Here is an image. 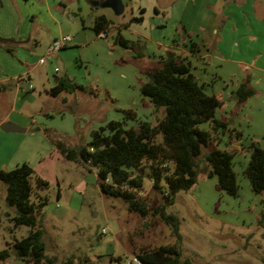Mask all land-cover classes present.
<instances>
[{"label":"rangeland","instance_id":"1","mask_svg":"<svg viewBox=\"0 0 264 264\" xmlns=\"http://www.w3.org/2000/svg\"><path fill=\"white\" fill-rule=\"evenodd\" d=\"M89 2L66 0L70 12L77 13L78 7L82 8L81 17L70 15L68 19L62 15L55 35L48 36L40 30L38 46L32 51L36 57L46 54L53 38L69 35L72 43L46 64L32 69L29 84L33 91L16 98L12 86L4 96L0 95V121L7 113L10 118L23 117L27 126L32 122L42 130H52L67 146L78 147L89 141L93 130L110 120L121 121L123 111L131 110L135 115V120L125 121V127L136 126L141 121L155 124L162 116V112L154 113L140 93V62L132 60L131 52L114 46L109 39L114 28L128 18L127 8L120 16H114L110 9L97 8V12L111 11L117 18L108 32L109 38L96 39L81 24V18L88 26L91 22ZM196 48L194 43L189 45L193 52ZM143 53L151 55L155 49L151 46L146 49L145 43ZM122 58L127 62L123 63ZM55 76L69 77L82 89L62 92L56 97L46 95L43 87L49 91L47 80L53 81ZM14 100L15 109L10 111ZM236 126L242 133L241 142L246 143L252 137L246 124L236 123ZM202 127L208 129L207 124ZM229 134L217 129L215 146L224 149L227 145L231 149ZM29 135L32 134L5 133L0 129V169L11 170L17 162H29L35 174L47 181L46 189L37 190L47 199L37 219L44 229L45 254L54 258V264H138L134 254L140 248L160 245H176L181 258L192 264H262L264 201L248 188L243 176L247 156L238 157L243 153L239 144L234 148V171L240 186L238 196L230 197L218 191L216 177L206 178L200 173L196 184L189 191L179 192L174 205L167 208V212L175 214L180 221L181 240L177 242L170 228L158 218L150 215L141 218L128 212L120 199L104 195L98 188L94 168L64 159L54 147L36 140L37 134ZM28 138H31L29 142ZM155 142H162L160 135ZM211 147L203 149V153ZM37 151L45 152L40 162L35 155ZM12 153L16 154L8 162ZM203 165L201 161L199 168ZM32 185L34 187L33 180ZM143 190L150 203L157 202L148 179L144 180ZM4 197L5 187L0 181V251L29 233L27 226H13L11 218L16 211L6 205ZM0 264L26 263L17 260L11 251L10 257Z\"/></svg>","mask_w":264,"mask_h":264},{"label":"trees","instance_id":"2","mask_svg":"<svg viewBox=\"0 0 264 264\" xmlns=\"http://www.w3.org/2000/svg\"><path fill=\"white\" fill-rule=\"evenodd\" d=\"M138 13V16H131L126 23L116 26L117 31L111 40L113 45L131 52L132 60L140 62V73L145 76L140 93L154 113L162 112V116L155 124L141 121L136 126L125 127V121L135 120V115L131 110L123 111L121 121L110 120L93 130L89 141L78 147L67 146L52 130L44 129L43 133L64 159L95 169L98 188L104 195L120 199L128 212L141 218L148 215L158 218L180 242L179 218L168 213L167 208L174 205L179 192L189 191L196 184L200 173L206 178L216 177L218 191L237 197L236 151L215 146L217 129L225 131L228 126L226 121L215 117L223 100L208 92L206 85L193 73L191 62L173 51H166L155 61L151 60L143 53V40H130L119 33L121 28L142 22L144 10L140 9ZM113 25L100 15L94 18L91 30L97 36L104 34L106 37ZM8 41L0 39V45ZM122 62L127 59L122 58ZM78 89L82 87L66 76H60L48 92L56 97L62 92L73 93ZM254 94L255 90L246 77L231 93V98L241 104ZM204 124L208 129L202 127ZM233 132L229 130L230 134ZM235 134L240 136L238 132ZM157 135H160L161 143L155 142ZM210 145V150L203 153V149ZM246 151L249 158L243 176L251 191L261 195L264 192V148L250 141ZM201 161L204 162L202 169L199 168ZM145 179L149 180L150 191L157 198L155 203H150L145 196ZM0 181L5 187L6 205L16 211L11 218L13 226L29 228L26 237L14 240L0 251V262L9 258L12 251L17 260L26 264H54V258L45 254L44 229L37 219L47 203L46 197L39 195L37 190L46 189L47 181L36 175L27 163L11 170L1 169ZM139 191L144 195L138 194ZM134 259L138 264H192L181 258L176 245L140 248Z\"/></svg>","mask_w":264,"mask_h":264},{"label":"crops","instance_id":"3","mask_svg":"<svg viewBox=\"0 0 264 264\" xmlns=\"http://www.w3.org/2000/svg\"><path fill=\"white\" fill-rule=\"evenodd\" d=\"M65 1L0 0V39L9 40L0 45L1 96L9 92L12 86L16 98L33 91V87L29 84L32 69L56 57L55 55L46 58L43 64H39L38 60L46 54L36 57L32 51L38 46L40 30H44L48 36L55 35L53 33L58 28L62 15L65 14L69 19L70 15L80 16L82 13L80 6L77 13L70 12ZM69 1L72 0H67ZM91 1L88 3L91 22L88 26L81 18V24L96 39H103L101 35L97 36L91 30L94 18L103 15L114 24L117 17H113L111 11L97 12L96 9L102 7L94 5V1ZM122 2L129 15L124 23L131 16H138L140 9L144 10L141 23H133L119 30L124 38L130 40L139 38L146 43V49L150 46L155 49V53L146 54L154 61L166 51H173L187 58L191 62L193 73L206 85L208 92L218 95L223 100V106L217 110L215 117L228 123L224 131L226 135L229 130L234 131L229 134L228 143L232 146L231 149L237 144L241 146L243 153L238 157L247 156L246 162L248 161L246 146L250 141L257 142L264 148L262 123L264 119V0H122ZM116 31L114 29L111 37ZM109 36L108 33L104 39ZM72 40L71 37L70 43ZM192 43L197 45L194 52L189 50V45ZM246 77L255 94L245 102L237 104L231 98V93ZM57 78L58 76H55L53 81L47 80L50 83L49 89L55 86ZM140 78L142 82L145 80L142 74ZM43 91L46 95L49 94L47 88L43 87ZM15 102L14 100L10 111L15 109ZM256 120L259 124H256ZM4 122H13L23 127L24 134H32L29 137H33L34 133L37 134L36 140L42 145L53 147L45 137L43 128L32 122L27 126L23 117L10 118L7 113L0 121V125ZM236 123L246 124L250 131L252 137L246 143L241 142L242 133L236 128ZM236 132L240 133L239 137L236 136ZM21 140L24 142V137ZM27 140L29 142L31 138ZM41 151L35 152L38 162L43 159L45 153ZM15 154H11L8 162ZM21 163L27 162H17L16 165ZM27 164L30 165L29 162ZM248 188L254 194L249 184ZM260 196L263 202L264 192Z\"/></svg>","mask_w":264,"mask_h":264},{"label":"water","instance_id":"4","mask_svg":"<svg viewBox=\"0 0 264 264\" xmlns=\"http://www.w3.org/2000/svg\"><path fill=\"white\" fill-rule=\"evenodd\" d=\"M93 4L99 5L102 8L110 9L115 16H120L124 11V4H123L122 0H103L101 2L94 1ZM0 129L3 132H7V133H23V132H25L24 128H21L12 122L2 123L0 125Z\"/></svg>","mask_w":264,"mask_h":264},{"label":"built area","instance_id":"5","mask_svg":"<svg viewBox=\"0 0 264 264\" xmlns=\"http://www.w3.org/2000/svg\"><path fill=\"white\" fill-rule=\"evenodd\" d=\"M101 36L104 37V34H101ZM70 42H71L70 36H63V37H59L58 39H55L52 42V44L47 48L45 57L40 58L38 60V63L43 64L46 58L54 57L59 50L66 47ZM138 194L144 195V193H142L141 191H139ZM102 232L105 233V230L102 229Z\"/></svg>","mask_w":264,"mask_h":264}]
</instances>
